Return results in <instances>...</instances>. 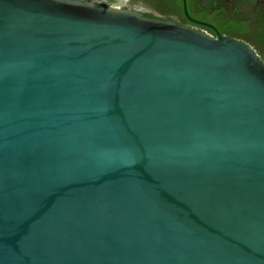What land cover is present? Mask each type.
I'll return each mask as SVG.
<instances>
[{
	"label": "water",
	"instance_id": "water-1",
	"mask_svg": "<svg viewBox=\"0 0 264 264\" xmlns=\"http://www.w3.org/2000/svg\"><path fill=\"white\" fill-rule=\"evenodd\" d=\"M0 264H264V63L80 0H0Z\"/></svg>",
	"mask_w": 264,
	"mask_h": 264
},
{
	"label": "flooded vegetation",
	"instance_id": "flooded-vegetation-1",
	"mask_svg": "<svg viewBox=\"0 0 264 264\" xmlns=\"http://www.w3.org/2000/svg\"><path fill=\"white\" fill-rule=\"evenodd\" d=\"M170 21L250 46L264 63V0H80Z\"/></svg>",
	"mask_w": 264,
	"mask_h": 264
}]
</instances>
